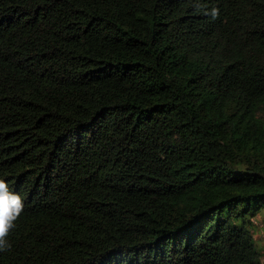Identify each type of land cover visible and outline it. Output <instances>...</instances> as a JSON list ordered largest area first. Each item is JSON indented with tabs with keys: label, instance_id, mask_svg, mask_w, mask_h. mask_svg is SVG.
I'll list each match as a JSON object with an SVG mask.
<instances>
[{
	"label": "trees",
	"instance_id": "16d2710c",
	"mask_svg": "<svg viewBox=\"0 0 264 264\" xmlns=\"http://www.w3.org/2000/svg\"><path fill=\"white\" fill-rule=\"evenodd\" d=\"M0 179V264H264V0H0Z\"/></svg>",
	"mask_w": 264,
	"mask_h": 264
},
{
	"label": "clouds",
	"instance_id": "9594fccd",
	"mask_svg": "<svg viewBox=\"0 0 264 264\" xmlns=\"http://www.w3.org/2000/svg\"><path fill=\"white\" fill-rule=\"evenodd\" d=\"M216 13L213 12V17ZM24 203L20 195L10 191L7 182L0 179V251L6 250L10 245L7 236L15 227L14 222L21 215Z\"/></svg>",
	"mask_w": 264,
	"mask_h": 264
},
{
	"label": "rangeland",
	"instance_id": "374dc122",
	"mask_svg": "<svg viewBox=\"0 0 264 264\" xmlns=\"http://www.w3.org/2000/svg\"><path fill=\"white\" fill-rule=\"evenodd\" d=\"M260 218L262 219V216H259V219ZM257 228L258 229L253 230V233L255 238L260 242V247L263 254L261 257V261L264 263V246L262 245L264 244V226L262 225V223H258Z\"/></svg>",
	"mask_w": 264,
	"mask_h": 264
}]
</instances>
